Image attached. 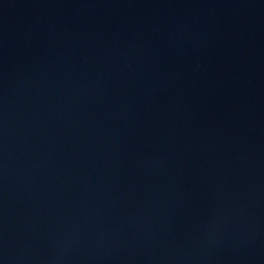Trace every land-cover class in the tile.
Wrapping results in <instances>:
<instances>
[{
  "label": "water",
  "instance_id": "water-1",
  "mask_svg": "<svg viewBox=\"0 0 264 264\" xmlns=\"http://www.w3.org/2000/svg\"><path fill=\"white\" fill-rule=\"evenodd\" d=\"M0 264H264V0H0Z\"/></svg>",
  "mask_w": 264,
  "mask_h": 264
}]
</instances>
